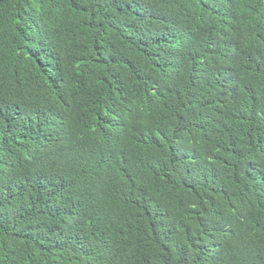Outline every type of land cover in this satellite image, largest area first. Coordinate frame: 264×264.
Returning a JSON list of instances; mask_svg holds the SVG:
<instances>
[{
	"label": "trees",
	"instance_id": "1",
	"mask_svg": "<svg viewBox=\"0 0 264 264\" xmlns=\"http://www.w3.org/2000/svg\"><path fill=\"white\" fill-rule=\"evenodd\" d=\"M0 264H264V0H0Z\"/></svg>",
	"mask_w": 264,
	"mask_h": 264
}]
</instances>
